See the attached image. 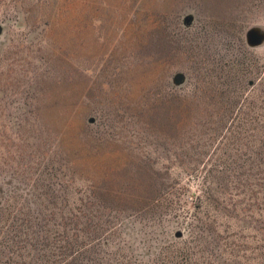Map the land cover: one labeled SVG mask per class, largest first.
Wrapping results in <instances>:
<instances>
[{
  "label": "rangeland",
  "instance_id": "1",
  "mask_svg": "<svg viewBox=\"0 0 264 264\" xmlns=\"http://www.w3.org/2000/svg\"><path fill=\"white\" fill-rule=\"evenodd\" d=\"M0 27V264H264V0H0Z\"/></svg>",
  "mask_w": 264,
  "mask_h": 264
},
{
  "label": "water",
  "instance_id": "2",
  "mask_svg": "<svg viewBox=\"0 0 264 264\" xmlns=\"http://www.w3.org/2000/svg\"><path fill=\"white\" fill-rule=\"evenodd\" d=\"M192 22V17H187L185 20L186 25H189ZM2 34V27H0V35ZM246 41L249 47L257 48L264 44V31L259 28H251L246 32ZM175 82L181 84L184 82V76L178 74L175 77ZM178 237H181V233L177 234Z\"/></svg>",
  "mask_w": 264,
  "mask_h": 264
}]
</instances>
